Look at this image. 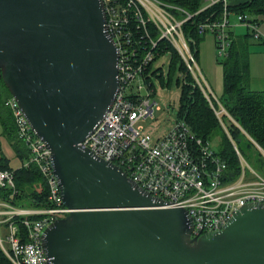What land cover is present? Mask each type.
<instances>
[{
	"label": "water",
	"instance_id": "95a60500",
	"mask_svg": "<svg viewBox=\"0 0 264 264\" xmlns=\"http://www.w3.org/2000/svg\"><path fill=\"white\" fill-rule=\"evenodd\" d=\"M117 59L102 0H0V78L71 210L41 235L45 264H264L263 205L191 237L186 210L80 146L117 95Z\"/></svg>",
	"mask_w": 264,
	"mask_h": 264
},
{
	"label": "built area",
	"instance_id": "2783aa9c",
	"mask_svg": "<svg viewBox=\"0 0 264 264\" xmlns=\"http://www.w3.org/2000/svg\"><path fill=\"white\" fill-rule=\"evenodd\" d=\"M218 3L223 5L222 13L199 21L196 34L212 36L219 56L227 54L229 32L236 26L248 27L254 38L261 37L247 15L229 11L227 0H204L193 14L163 0H102L107 32L118 52V92L101 123L80 144L122 168L142 190L165 202V207L186 210L192 223L191 237L220 231L246 205L264 206V177L252 170L236 148L242 172L238 179L227 181L225 163L210 143L196 137L183 120H177L154 144L136 127L153 116V89L147 72L156 58L166 55L158 56L161 44L177 52L186 74L202 92L223 129L226 131L221 120L224 116L236 125L212 95L192 49L196 43L183 29L185 22ZM4 106L11 113L18 139L28 150L21 167L36 168L46 186L48 207L13 206L11 202L19 193L13 172L0 170V189L9 190L5 200L0 198V249L10 264H45L41 235L71 210L63 204L51 168L50 150L33 133L12 97ZM15 218H20L19 224Z\"/></svg>",
	"mask_w": 264,
	"mask_h": 264
},
{
	"label": "trees",
	"instance_id": "16d2710c",
	"mask_svg": "<svg viewBox=\"0 0 264 264\" xmlns=\"http://www.w3.org/2000/svg\"><path fill=\"white\" fill-rule=\"evenodd\" d=\"M163 1L193 14L203 6L204 0ZM222 10L223 5L218 3L184 23L183 29L186 36L193 39L196 43L192 48L196 57L198 56V45L204 38L196 34V25L199 21L210 17L212 14H214V17H218ZM229 11L234 14H245L247 16H264V0H250L238 6L229 5ZM176 16L181 18L178 14ZM248 20L250 21L249 17ZM250 22L258 25L256 20H251ZM237 27L239 28L236 30H230V46L224 56V61L219 62L222 67L223 93L218 100L236 123L235 125L225 116L222 117L221 120L226 131L221 126L202 92L193 84L190 75L186 74V68L177 52L172 47L161 44V50L158 55L169 53L171 71H174L176 64L180 66L184 104L178 119L183 120L195 136L205 142H210L216 132L221 133V144L218 145L215 154L226 165L227 181L238 179L242 172L235 148L252 170L258 174L259 172L262 175L264 173V156L256 147L257 145L264 152V91L249 89L250 39L254 38V34L248 27L236 26L235 28ZM237 30H243V33H236ZM260 39L262 38L259 37L257 40ZM158 73L159 75L157 76L161 77L159 70ZM8 98H10V95L0 78V126L3 135L9 140L15 157L23 163L28 158V150L23 142L18 139L11 113L4 106V102ZM0 170L13 172L14 184L19 192L11 202L13 206L21 208L48 207L46 186L36 168L33 166L29 168L20 166L13 170L8 167L7 159L1 156ZM246 171L247 173L249 172L248 170ZM8 194L9 190L0 189L1 199L5 200ZM15 220L19 224L20 218H15ZM0 264H10L1 249Z\"/></svg>",
	"mask_w": 264,
	"mask_h": 264
},
{
	"label": "rangeland",
	"instance_id": "374dc122",
	"mask_svg": "<svg viewBox=\"0 0 264 264\" xmlns=\"http://www.w3.org/2000/svg\"><path fill=\"white\" fill-rule=\"evenodd\" d=\"M227 2L231 4V0H227ZM248 17L250 21L256 20L258 22L257 31L262 38L260 40L254 38L250 39L249 89L262 91L264 90V16L248 15ZM231 19L232 22L235 21L234 18ZM236 33H243V30H237ZM204 38V41L200 43L199 46L197 61L212 91V95L218 100L223 93L222 69L219 62L224 61V56H219L212 36L207 35ZM170 68V56L169 53H167L156 59L147 72L153 89V116L138 122L136 127L140 129L141 136L147 138L150 144H154L175 126L177 120H179V113L184 104V100L182 99L183 83L180 66L176 64L174 71H171ZM158 70L161 77L157 76L159 75ZM209 143L212 149L216 151L218 145L221 144V133L216 132ZM1 156L7 158L9 168L15 170L20 167L19 159L15 157L12 148L2 135H0V157ZM247 175L250 176L249 173H247ZM259 175L262 174L259 172ZM2 234L3 236L5 234L3 228Z\"/></svg>",
	"mask_w": 264,
	"mask_h": 264
},
{
	"label": "crops",
	"instance_id": "0c3cea01",
	"mask_svg": "<svg viewBox=\"0 0 264 264\" xmlns=\"http://www.w3.org/2000/svg\"><path fill=\"white\" fill-rule=\"evenodd\" d=\"M248 1H250V0H231V4H229V5H231V6H238V5H241V4H244V3H246V2H248ZM239 27H237V28H233V30H236V29H238ZM204 39L205 38H203V40L200 42V43H202L203 41H204ZM199 46H200V44L198 45V55H199ZM251 49V48H250ZM197 58H198V56H197ZM221 67V66H220ZM221 69H222V67H221ZM210 88V87H209ZM262 91H264V90H262ZM212 92V91H211ZM220 99V98H219ZM0 135H2V137L7 141V143H8V145L10 146V143H9V140H7V138L3 135V133H2V128H1V126H0ZM11 147V146H10ZM13 154H14V152H13ZM15 155V154H14ZM7 159V158H6ZM22 165V163L20 162V166Z\"/></svg>",
	"mask_w": 264,
	"mask_h": 264
}]
</instances>
